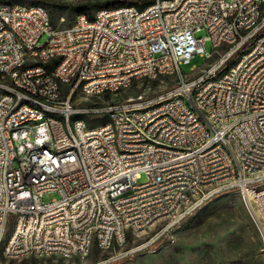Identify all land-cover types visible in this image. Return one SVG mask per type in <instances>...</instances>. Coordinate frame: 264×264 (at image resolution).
<instances>
[{
    "label": "built area",
    "instance_id": "1",
    "mask_svg": "<svg viewBox=\"0 0 264 264\" xmlns=\"http://www.w3.org/2000/svg\"><path fill=\"white\" fill-rule=\"evenodd\" d=\"M144 1L57 28L0 0V264L94 247L113 264L231 191L264 253V0ZM196 55L211 65L183 73ZM163 76L152 97L74 104Z\"/></svg>",
    "mask_w": 264,
    "mask_h": 264
},
{
    "label": "rangeland",
    "instance_id": "2",
    "mask_svg": "<svg viewBox=\"0 0 264 264\" xmlns=\"http://www.w3.org/2000/svg\"><path fill=\"white\" fill-rule=\"evenodd\" d=\"M8 3L32 5L31 0H1ZM110 0H47L44 7L50 14L52 23L57 28L72 26L82 11V5L94 4L89 12H95ZM127 3V0H122ZM88 16V15H87ZM206 35L203 30L198 37ZM47 37H43L42 42ZM208 52H213V44L208 41L205 45ZM212 61L196 55L188 64L182 65L183 73L193 74L210 66ZM175 78H160L156 81L139 79L129 90L113 94L110 101H126L140 97H152L162 93L175 85ZM92 105L107 102L103 96L83 100L79 92L74 97V104ZM146 175H142L139 183L146 182ZM61 197L56 192H48L43 201L51 203ZM153 236V231L146 236L147 240ZM142 240V241H144ZM134 241H131L133 244ZM110 252H103L94 247L86 258L74 257L63 259L58 256L47 258H26L18 261H3L2 264H95ZM2 257L0 256V260ZM113 264H264L262 251V237L255 226L245 206L243 197L238 191L223 193L197 211L173 231L170 241H163L147 251L137 253Z\"/></svg>",
    "mask_w": 264,
    "mask_h": 264
},
{
    "label": "trees",
    "instance_id": "3",
    "mask_svg": "<svg viewBox=\"0 0 264 264\" xmlns=\"http://www.w3.org/2000/svg\"><path fill=\"white\" fill-rule=\"evenodd\" d=\"M46 1L47 0H31V2H32V5H45L46 4ZM128 2L127 3H125V2H122V0H110V1H106V5L105 6H103V7H100V8H105V7H117V6H120V5H122V4H131V5H135V6H137V7H140V8H142V7H144L147 3L144 1V0H127ZM82 11H81V13H80V15H82V14H85V15H88V17L92 20L93 18H94V15L93 14H91L90 15V11H91V9L94 7V4L92 5L91 3H86V4H83L82 6ZM99 8V9H100ZM96 13V12H95ZM79 16V15H78ZM52 21V20H51ZM57 61H54V62H52L51 64H49V69H53L56 65H57ZM164 78H168V77H166V76H163ZM162 78V77H161ZM160 79V78H159ZM138 81V80H137ZM137 81H135L134 82V84H133V86L137 83ZM152 81H156V80H152ZM132 86V87H133ZM131 87V88H132ZM130 88V89H131ZM126 91V90H125ZM121 92H123V91H120V92H117V93H105L104 95H102L106 100H107V102L108 101H110L111 100V98H112V95L113 94H118V93H121Z\"/></svg>",
    "mask_w": 264,
    "mask_h": 264
}]
</instances>
